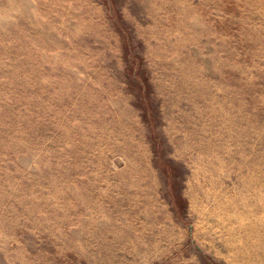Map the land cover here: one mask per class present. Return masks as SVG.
<instances>
[{
  "label": "rangeland",
  "instance_id": "374dc122",
  "mask_svg": "<svg viewBox=\"0 0 264 264\" xmlns=\"http://www.w3.org/2000/svg\"><path fill=\"white\" fill-rule=\"evenodd\" d=\"M0 264H264V0H0Z\"/></svg>",
  "mask_w": 264,
  "mask_h": 264
},
{
  "label": "bare ground",
  "instance_id": "6f19581e",
  "mask_svg": "<svg viewBox=\"0 0 264 264\" xmlns=\"http://www.w3.org/2000/svg\"><path fill=\"white\" fill-rule=\"evenodd\" d=\"M177 119H180L179 115H177ZM192 141L194 142V140ZM185 145L187 146V152L185 151V154L182 155V153L177 150V153L183 161L191 163L189 172L195 178L202 191L206 192L207 179L210 175L211 166L215 161L219 160L220 149L212 143H185ZM206 193L207 200H212L214 204L218 203L214 194L209 192Z\"/></svg>",
  "mask_w": 264,
  "mask_h": 264
}]
</instances>
